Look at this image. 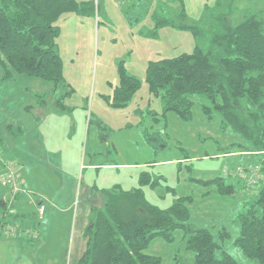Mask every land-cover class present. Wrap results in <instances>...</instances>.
I'll return each mask as SVG.
<instances>
[{
  "label": "trees",
  "instance_id": "obj_1",
  "mask_svg": "<svg viewBox=\"0 0 264 264\" xmlns=\"http://www.w3.org/2000/svg\"><path fill=\"white\" fill-rule=\"evenodd\" d=\"M163 1H176L179 7L170 6L168 18L155 17L154 34L161 28L189 33L194 48L176 57L148 63L146 83L150 94L158 100L155 114L165 117L174 113L190 123L193 109L198 106L208 124L218 122L223 131L236 136L238 141L218 156L238 153L243 163L227 182L216 180L208 184L218 185L222 194H232L239 186L245 196L243 211L236 220L239 235L234 245L247 262H238L224 249L222 242L230 238L227 232H220L216 239L211 231L196 229L190 223V209L184 203L178 202L166 209L149 204L143 188H156L158 183L143 172L139 176V188L126 192L117 185L101 191L104 205L91 211L89 225L84 230L86 249L77 264H162L160 258L149 256L146 251L156 240L173 244L178 233L183 234L186 251L194 256V261L188 264H264V9L249 10L234 25L231 17L217 7L204 14L199 24L183 25L189 19L184 1ZM81 5L77 0H0V82H12L24 76L49 83L53 87L50 95L57 98V107L65 109V101L73 95V90L63 75L58 23L73 13L98 14L99 4L96 11L94 4ZM207 19L211 21L208 24L217 28L215 32L204 26ZM139 83L121 70L113 87L114 100H109L111 106H127ZM60 89L62 93L58 94ZM44 95L37 96L40 105L41 100L49 97ZM10 129L12 140L23 132L11 126ZM146 136L150 137L145 131L144 138L150 145ZM6 147V140L0 135V151L4 157L8 152ZM9 159L18 164L21 173L22 163ZM254 167L259 168L261 180L243 194L238 174L240 170ZM24 188L31 193V198L23 200L24 203L36 210L26 215L19 202L9 208L4 199L0 201V227L9 220L23 229L25 219L31 222L27 228L40 226L36 223L37 207L45 206L46 213L48 202L25 185ZM7 210L11 211V218H6Z\"/></svg>",
  "mask_w": 264,
  "mask_h": 264
},
{
  "label": "rangeland",
  "instance_id": "obj_2",
  "mask_svg": "<svg viewBox=\"0 0 264 264\" xmlns=\"http://www.w3.org/2000/svg\"><path fill=\"white\" fill-rule=\"evenodd\" d=\"M77 1L80 6L81 3L89 6L94 4L95 11L99 4L100 12L94 16L78 13L65 15L58 23L61 28L58 47L64 65L63 75L73 90L68 100L69 107L73 108L70 115L75 123V134L71 142L73 151L77 150L78 154V157L75 155V165L88 166L94 160L122 167L114 171H82L78 176L72 204L73 214L68 220L70 225L74 224V252L83 240L81 228L83 224H89L92 210V206L86 204L83 193L85 179L88 177L91 186L96 185L100 191L119 185L127 192L140 187L139 176L145 172L158 183L156 188H143L144 198L149 204L166 209L175 203H184L190 209V223L196 229H207L216 239H219L220 232H227L230 238L222 242L224 249L238 262L246 263L243 253L234 245L239 235L236 220L243 211L245 196L240 193L238 185L232 194H222L218 185L208 184L216 180L227 182L243 163V160L238 159V153L230 157L218 156L238 141H235L236 136L230 131H223L218 122L208 124L198 106L193 109L190 123L174 113L160 117L155 114L158 113V100L150 94L146 83L149 62L176 57L194 48L189 33L161 28L154 34L157 30L155 17L168 18L169 7L177 9L178 3L141 0V3L134 1L133 5H129L126 0ZM183 1L186 16L189 17L183 25H188V22L199 24L204 14L217 7L231 17L234 25L239 24L249 10L264 9V0ZM208 22H211L210 19L204 22V26L210 32H215L216 27ZM121 70L136 78L140 85L128 105L117 108L112 107L109 100H114L113 87L118 82ZM22 77L26 79H17L11 91L4 92L11 96H6L5 100L9 99V103L4 109L11 108L13 123L22 118L14 109L27 103H36L32 100L36 96L31 97V94L43 95L51 91L50 84ZM26 92L27 96L23 94ZM51 119L58 124L65 122L64 118L55 115ZM3 123L4 120H0V124ZM145 131L150 135L146 138L150 139L154 154L142 135ZM6 157L10 158L8 154ZM170 159L177 161L157 164ZM128 164L145 166L131 170L125 166ZM86 213L87 219L84 216ZM43 219L37 217L36 223H41ZM27 227L25 223L23 229H29ZM36 230L41 233L42 239V227L37 225ZM57 233L56 230L51 235L53 243L50 251L44 247V241L40 245L41 239L36 242H28L25 238L14 241L19 244L20 254L38 251L41 256L51 253L60 259L64 246L59 247ZM27 243L32 245L25 247ZM146 254L160 258L162 264H188L194 261V256L186 251L181 233L176 234L173 244L161 240L152 242ZM75 260L74 253L64 255V264H75Z\"/></svg>",
  "mask_w": 264,
  "mask_h": 264
},
{
  "label": "crops",
  "instance_id": "obj_3",
  "mask_svg": "<svg viewBox=\"0 0 264 264\" xmlns=\"http://www.w3.org/2000/svg\"><path fill=\"white\" fill-rule=\"evenodd\" d=\"M134 1L137 2L138 0L129 2V5H132ZM148 1L146 0V2ZM17 79L23 81L26 78L19 76ZM16 80L5 83L0 82V89H3L0 92V120H4V123L0 124V135L3 140H6L7 154L10 158L18 160L23 165L21 176L25 187L48 202L45 217L40 223L43 230V237L39 242L40 245L44 241V247L50 251L53 243L51 235L56 233L57 230L59 235L56 241L59 247L64 246V251L60 259L54 257L51 253L41 256L38 251L20 254L18 243L1 238L0 264H64V255L66 256L69 252L76 255L75 264H77L86 249V240L83 236L85 228L89 225L88 222L83 224L81 228L83 240L78 244L74 252V224L70 225L68 220L73 214L72 204L80 170L88 172L101 171L102 169L114 171L122 166L98 163L94 162V160H91L88 166L86 164L75 165L77 150L73 151V145L71 146L75 134V123L70 115V111H73V108L69 107L70 101L68 99L65 101V109L57 107V98L50 95L53 90L51 84L49 86L51 91L45 95L43 94L49 97L45 101L41 100V105L37 99L39 94L33 93L31 97L36 96V99H32L36 102L35 104L27 103L14 109V112H19L22 115V118L17 123H13L11 121L13 118L11 116V108L4 109L9 103V99L5 100L6 96H11L4 92L11 91V87L16 85ZM23 94L27 96L28 92ZM53 115L64 118L65 122L58 124L51 119ZM10 126L13 127V130L15 128L23 130L16 140L10 138ZM142 135L144 137L143 133ZM78 139L80 140L81 137H78ZM145 144L147 143L145 142ZM148 146L153 150L150 145ZM79 153L81 152L79 151ZM231 158H234V156ZM239 159L243 160L242 158ZM69 161H71L70 165ZM176 161L170 159L168 161H159L157 164H172ZM125 166L128 169L135 170L137 166L145 165L128 164ZM75 169L76 173L74 174ZM87 179L84 181L85 189L83 192L84 196H86V204L91 205L92 209L101 208L104 205L103 195L100 189L96 185L91 186ZM4 189L1 185L0 201L10 195V192L6 189L8 193H5ZM19 206L26 215L28 213L32 214L36 210L33 206H27L23 200L19 201ZM84 216L87 219V213ZM24 221L27 225H31V222L26 219ZM28 245H32V243H27L25 247Z\"/></svg>",
  "mask_w": 264,
  "mask_h": 264
},
{
  "label": "built area",
  "instance_id": "obj_4",
  "mask_svg": "<svg viewBox=\"0 0 264 264\" xmlns=\"http://www.w3.org/2000/svg\"><path fill=\"white\" fill-rule=\"evenodd\" d=\"M260 171L258 167L247 168L240 170L238 179L242 183V193H248L257 186L261 180ZM0 180L3 188L10 192V195L6 198L8 207L10 208L14 204L18 205L19 200H29L31 193L24 188V181L19 171V166L15 161L6 159L0 151ZM18 196H23L22 199H17ZM37 213L40 218L45 215V206L41 205L37 207ZM11 211H6V218H11ZM4 226L0 227V236L11 240L20 241L22 238L27 239L28 242H36L40 240L41 233L36 229H22L18 226L12 225L8 220L3 223Z\"/></svg>",
  "mask_w": 264,
  "mask_h": 264
}]
</instances>
